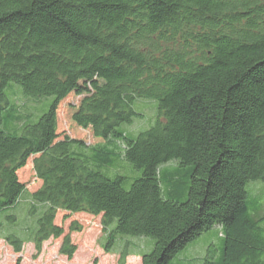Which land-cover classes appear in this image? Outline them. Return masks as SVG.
Instances as JSON below:
<instances>
[{
  "label": "trees",
  "instance_id": "trees-1",
  "mask_svg": "<svg viewBox=\"0 0 264 264\" xmlns=\"http://www.w3.org/2000/svg\"><path fill=\"white\" fill-rule=\"evenodd\" d=\"M48 97L38 120L28 113ZM138 100L156 101L158 118L133 138L121 127ZM174 161L190 168L185 202L162 192L161 168ZM124 163L142 172L130 190L101 173ZM255 182L264 0H0V240L14 254L31 245L39 256L53 240L73 260L83 226L72 219L84 216L100 220L118 264H168L216 227L218 264H264ZM125 237L154 248L114 252Z\"/></svg>",
  "mask_w": 264,
  "mask_h": 264
},
{
  "label": "rangeland",
  "instance_id": "rangeland-1",
  "mask_svg": "<svg viewBox=\"0 0 264 264\" xmlns=\"http://www.w3.org/2000/svg\"><path fill=\"white\" fill-rule=\"evenodd\" d=\"M14 88L23 97L22 89L19 86H15ZM20 99L22 98L20 97ZM52 101L53 98L48 97L37 105L28 103V113L37 115L39 111L38 120L39 117L48 111ZM66 106L67 104L64 105L62 110V119ZM133 110L137 116L133 118L131 124H125L121 129L135 138L155 124L158 118V105L157 102L153 100H138L134 104ZM120 169L119 167H103L101 173L110 179H114L116 176L125 177L126 180L123 186L126 190H130L133 182L142 177V172L135 169L132 164L124 163L122 170ZM189 169V167H180L177 161L171 162L161 168V186L164 198L178 202H185L187 200V189L190 182ZM172 174L176 177V186L169 183ZM22 176L23 179H30L31 188L35 187L33 185V176L29 171L25 172ZM247 190L249 199L253 197L258 198V202L260 201L264 208V182L251 183ZM22 215L21 213L18 215V217L22 218L19 220L21 224L27 221ZM60 220L61 217L59 218V221ZM72 220L77 221L83 226V231L81 233L72 234L73 242L78 247L73 260L69 261L66 257L60 255L59 250L61 241H48L44 244L42 253L36 256L34 247L31 245L26 246L22 254L16 255L0 240V264H17L19 261L20 264H118L117 256L104 254L102 246L106 241L102 233L99 219L73 216ZM69 223L70 221L65 224L66 228H68ZM219 232L220 229L216 227L204 233L186 249L179 252L168 264H206L207 262L218 264L219 252L221 249ZM153 248L154 241L150 238L125 237L115 244L113 250L114 252L127 251L129 254H147L150 253ZM127 264H139V260L130 258L127 260Z\"/></svg>",
  "mask_w": 264,
  "mask_h": 264
}]
</instances>
